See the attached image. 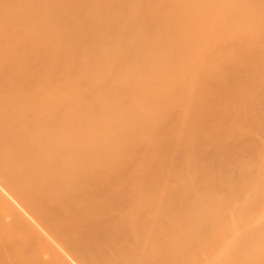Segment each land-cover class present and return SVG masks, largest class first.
I'll return each instance as SVG.
<instances>
[{
    "label": "bare ground",
    "instance_id": "bare-ground-1",
    "mask_svg": "<svg viewBox=\"0 0 264 264\" xmlns=\"http://www.w3.org/2000/svg\"><path fill=\"white\" fill-rule=\"evenodd\" d=\"M23 1L0 0L8 225L42 264H190L169 219L264 165L242 122L264 116V0Z\"/></svg>",
    "mask_w": 264,
    "mask_h": 264
},
{
    "label": "rangeland",
    "instance_id": "rangeland-1",
    "mask_svg": "<svg viewBox=\"0 0 264 264\" xmlns=\"http://www.w3.org/2000/svg\"><path fill=\"white\" fill-rule=\"evenodd\" d=\"M23 2L27 6L32 4L28 0ZM8 14V10L0 13L1 24ZM16 36L23 37L24 32ZM262 118L264 116L259 115L242 120L244 125L250 122L254 125L251 134L254 140L264 141L257 133ZM243 124H237L238 129ZM237 171L240 172L233 176L221 174L210 178L207 182L213 191L198 187L192 202H185L164 227L173 235L172 242L191 247L189 254L193 261L190 264H264V165H251L250 169ZM222 183H226L225 187L220 185ZM12 202L15 201L12 199ZM5 212L0 207V264H42L47 256L31 238L14 234ZM12 240L19 250L17 256L5 247L6 242ZM243 257H247V262L242 263Z\"/></svg>",
    "mask_w": 264,
    "mask_h": 264
}]
</instances>
